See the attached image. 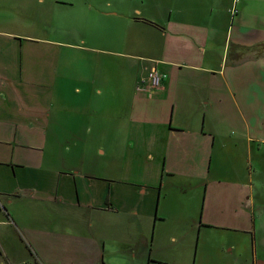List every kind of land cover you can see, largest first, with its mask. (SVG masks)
<instances>
[{
	"label": "crops",
	"instance_id": "crops-1",
	"mask_svg": "<svg viewBox=\"0 0 264 264\" xmlns=\"http://www.w3.org/2000/svg\"><path fill=\"white\" fill-rule=\"evenodd\" d=\"M29 260L264 264V0H0V264Z\"/></svg>",
	"mask_w": 264,
	"mask_h": 264
},
{
	"label": "built area",
	"instance_id": "built-area-1",
	"mask_svg": "<svg viewBox=\"0 0 264 264\" xmlns=\"http://www.w3.org/2000/svg\"><path fill=\"white\" fill-rule=\"evenodd\" d=\"M160 78H161V74L156 69L151 70L150 75H149V80L153 86L157 84Z\"/></svg>",
	"mask_w": 264,
	"mask_h": 264
},
{
	"label": "rangeland",
	"instance_id": "rangeland-1",
	"mask_svg": "<svg viewBox=\"0 0 264 264\" xmlns=\"http://www.w3.org/2000/svg\"><path fill=\"white\" fill-rule=\"evenodd\" d=\"M253 54H256L254 51H251L250 52V56H253ZM26 264H33V263H31V260H29V261H27V263Z\"/></svg>",
	"mask_w": 264,
	"mask_h": 264
}]
</instances>
